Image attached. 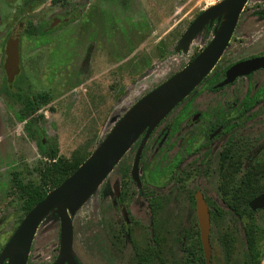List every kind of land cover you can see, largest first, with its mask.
Returning <instances> with one entry per match:
<instances>
[{
    "label": "rangeland",
    "instance_id": "374dc122",
    "mask_svg": "<svg viewBox=\"0 0 264 264\" xmlns=\"http://www.w3.org/2000/svg\"><path fill=\"white\" fill-rule=\"evenodd\" d=\"M206 1L0 0V90L5 83L11 91L16 89L5 72L6 46L22 23L19 74L12 81L25 78L33 96L45 94L47 99L39 105V133L32 139L16 118L20 106L0 93V253L24 218L16 182L40 181L45 159L37 142L43 151L54 150L62 159L77 152L91 154L132 106L210 42L222 16L194 39L186 54L173 51L188 26L206 10ZM257 13H264V0H248L232 43L210 76L238 58L236 32H264L263 23L258 24L264 18L258 20ZM206 88L203 83L192 95ZM235 88L236 84L228 89ZM223 93L198 100L202 105L218 100L220 105ZM227 94L235 101L231 92ZM189 99L171 112L145 146L139 188L130 176L135 144L72 217L73 264H203L193 198L197 190L210 211V264H256L264 253V209L252 215L227 209L223 160L211 159L206 174L155 175L156 168L170 160H188L189 125L168 135L167 146L160 140ZM261 153L260 165L264 147ZM116 186L119 201L114 197ZM59 231L53 211L39 225L26 264H52L58 255Z\"/></svg>",
    "mask_w": 264,
    "mask_h": 264
},
{
    "label": "water",
    "instance_id": "95a60500",
    "mask_svg": "<svg viewBox=\"0 0 264 264\" xmlns=\"http://www.w3.org/2000/svg\"><path fill=\"white\" fill-rule=\"evenodd\" d=\"M247 1L223 0L194 19L175 46V53L186 54L194 39L205 27L222 16L211 41L204 49L184 68L132 106L90 156L24 216L0 253V264L6 261L8 264H26L39 225L53 211L59 219L60 231L58 255L52 264H73L72 217L94 195L131 147L141 139L131 169V178L139 185V160L149 135L214 69L228 46ZM54 24L55 22L51 27ZM22 26L20 23L7 40L5 72L10 83L19 74V38ZM168 56L169 54H166L163 59ZM263 67L264 57L237 63L227 70L226 79L216 87L221 88L237 77ZM194 201L204 264H210L209 209L201 192L194 194ZM248 207L253 212L263 210L264 194L251 200Z\"/></svg>",
    "mask_w": 264,
    "mask_h": 264
},
{
    "label": "flooded vegetation",
    "instance_id": "af4514ba",
    "mask_svg": "<svg viewBox=\"0 0 264 264\" xmlns=\"http://www.w3.org/2000/svg\"><path fill=\"white\" fill-rule=\"evenodd\" d=\"M256 18L258 20L259 18H264V13H257ZM260 23H263L264 27V19H260L258 24ZM234 33L235 31L226 49H228L232 43ZM235 39V56H238V58L229 63L217 75L210 76L220 62L222 55L214 69L201 83H206L207 88L199 95H192L193 91L191 95H189V100H191L190 103L188 102L189 104L180 108L179 112L165 127V130L162 131L163 134L161 133V136H163L160 140L161 144L164 142L167 146L166 140L168 135L178 133L181 131L182 127L185 128L189 125L191 131L188 140L190 153L187 162L183 159L173 162L170 160L167 165L156 168L155 175H165L166 172L170 171L177 174H206L210 168L211 159L217 156L218 161L223 160V188H264V164L260 165L261 150L264 147V133L260 132L261 128L264 130V67L245 76L237 77L233 82L221 88L216 87L226 79V72L231 66L240 62L264 57V32H236ZM235 84V90L228 89ZM222 90L224 92L223 98L220 99H223V102H221L220 105H218V100H213L203 105L198 100L201 96L214 94V92H222ZM228 92L232 93L231 96L235 97V101H230L228 99ZM186 99H188V97ZM189 109L191 110L190 115ZM166 118L164 120H166ZM164 120L161 121L149 135L143 150ZM193 127L194 129H192ZM140 140L135 143L137 144V148ZM261 143L263 146H261ZM165 150H168V148ZM141 156L139 163L141 161ZM186 166H188V168H186ZM137 186L138 185H136V187ZM119 188V186L114 187V197L118 201L121 198ZM197 191H195V193ZM226 196H229V193ZM228 204L229 202L226 206L229 210ZM258 211L260 210L252 212L256 213ZM123 215L125 223L128 224L127 215L124 212ZM200 251L202 254L201 245ZM76 264L79 263L76 262Z\"/></svg>",
    "mask_w": 264,
    "mask_h": 264
},
{
    "label": "trees",
    "instance_id": "16d2710c",
    "mask_svg": "<svg viewBox=\"0 0 264 264\" xmlns=\"http://www.w3.org/2000/svg\"><path fill=\"white\" fill-rule=\"evenodd\" d=\"M28 33L30 27H27ZM33 32L39 33L33 29ZM15 91H11L5 83L0 93L11 102L18 104L20 109L16 115L19 122L24 123V129L30 138L35 139L39 133L37 124L41 119L38 115L39 105L45 104L47 99L45 94L33 96L30 92V86L23 77L14 80ZM20 84V85H19ZM40 155L45 159L43 168L39 171L40 181L35 184L31 181L27 183L16 182L15 188L21 200V212L25 216L36 204L53 189L58 187L66 178H68L89 156L74 153L70 159H62L56 156L54 150H45L41 142H37ZM229 193V210L232 213L248 212L254 214L249 208L248 203L256 196L264 193V188H223V194ZM251 251V255H252ZM264 258V253L257 258L256 264H260Z\"/></svg>",
    "mask_w": 264,
    "mask_h": 264
},
{
    "label": "built area",
    "instance_id": "2783aa9c",
    "mask_svg": "<svg viewBox=\"0 0 264 264\" xmlns=\"http://www.w3.org/2000/svg\"><path fill=\"white\" fill-rule=\"evenodd\" d=\"M223 0H207L206 4H205V9H208L214 5L219 4L220 2H222Z\"/></svg>",
    "mask_w": 264,
    "mask_h": 264
},
{
    "label": "bare ground",
    "instance_id": "6f19581e",
    "mask_svg": "<svg viewBox=\"0 0 264 264\" xmlns=\"http://www.w3.org/2000/svg\"><path fill=\"white\" fill-rule=\"evenodd\" d=\"M260 264H264V258H263V260L261 261V263Z\"/></svg>",
    "mask_w": 264,
    "mask_h": 264
}]
</instances>
